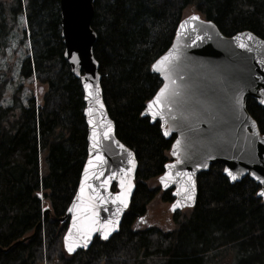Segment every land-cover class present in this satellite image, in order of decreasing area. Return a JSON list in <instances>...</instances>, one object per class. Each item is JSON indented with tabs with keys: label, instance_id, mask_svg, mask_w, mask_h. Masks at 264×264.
<instances>
[{
	"label": "trees",
	"instance_id": "obj_1",
	"mask_svg": "<svg viewBox=\"0 0 264 264\" xmlns=\"http://www.w3.org/2000/svg\"><path fill=\"white\" fill-rule=\"evenodd\" d=\"M193 9L224 37L251 32L264 40V0H94L93 58L115 138L133 152L134 189L118 229L105 241L66 256L62 239L86 160L83 95L63 59L58 0H0V55L23 20L28 51L19 74L32 78L40 101L21 88L3 104L12 66L0 72V264H264V202L248 177L230 184L223 166L196 179L194 208L172 216L174 228L133 230L158 189L173 137L143 118L161 85L151 64L171 45L182 14ZM246 111L264 135V109L247 99ZM112 191L115 187L112 186ZM162 202L173 201L170 192ZM48 210L44 211V205Z\"/></svg>",
	"mask_w": 264,
	"mask_h": 264
},
{
	"label": "water",
	"instance_id": "obj_2",
	"mask_svg": "<svg viewBox=\"0 0 264 264\" xmlns=\"http://www.w3.org/2000/svg\"><path fill=\"white\" fill-rule=\"evenodd\" d=\"M58 2L63 59L81 84L87 130V157L77 190L70 208L59 219H70L62 245L72 255L88 249L95 236L104 241L117 231L134 189L137 163L133 152L115 138L113 122L103 104L93 58L97 37L90 24L94 0ZM193 16L197 19H191ZM157 61H161L157 65L160 70L153 69ZM150 68L161 85L141 115L151 124L158 123L163 138L173 137L170 162L157 178L160 190L173 197L170 213L194 208L196 179L214 163L223 166V174L232 185L248 177L259 186L257 197L264 202L259 194L264 191V135L246 111L247 99L264 109V40L247 31L226 38L215 24L191 13L181 18L171 45ZM85 84L89 85L87 90ZM165 85L161 102L149 108V102ZM113 184H117L116 193L111 191ZM99 197L104 198L103 203ZM91 225L95 230L89 232ZM68 246L73 251L69 252Z\"/></svg>",
	"mask_w": 264,
	"mask_h": 264
},
{
	"label": "rangeland",
	"instance_id": "obj_3",
	"mask_svg": "<svg viewBox=\"0 0 264 264\" xmlns=\"http://www.w3.org/2000/svg\"><path fill=\"white\" fill-rule=\"evenodd\" d=\"M195 13L193 9H186L182 14V18ZM18 29L15 30L10 36L9 45L5 49L4 55H0V72L5 71L9 66H12V80L6 84V91L4 95L3 104L7 105L10 103V95L14 90L21 88L22 99L28 98L30 95L37 98L38 101L41 99L42 91L37 85L36 81L32 78L24 79L20 76L21 60L24 58L26 51H28L26 39L21 37V30L23 27L22 17L18 18L17 21ZM169 160V159H168ZM150 189H158V192L152 202L146 207V213L141 219L136 220L133 224V230L141 231V229L156 228L162 232L171 231L174 228L172 220V214L169 211V203L162 202V192L157 185L156 179H153L146 184ZM44 208L48 207V204H43ZM184 212V211H182ZM180 212V213H182ZM68 257V255L66 254Z\"/></svg>",
	"mask_w": 264,
	"mask_h": 264
},
{
	"label": "snow or ice",
	"instance_id": "obj_4",
	"mask_svg": "<svg viewBox=\"0 0 264 264\" xmlns=\"http://www.w3.org/2000/svg\"><path fill=\"white\" fill-rule=\"evenodd\" d=\"M191 19L195 20V19H197V17L193 16V17H191ZM162 59H167V58L165 57V58H162ZM160 63H161V61H157V64H154V65H153V69H155V70H160V69H158V67H157V65H159ZM88 87H89V85H88V84H85V89H86V90L88 89ZM166 89H167V85H165L164 88H161L160 92L157 93V96L155 97L154 101L149 102V108H152L153 105H154V103H155V104H158V103L161 102V94L164 93V92L166 91ZM105 135H107V133H106ZM165 135H167V133H165ZM129 155H131V153H129ZM225 171H228V170L226 169ZM229 175L231 176V173H229ZM232 178L235 179L234 176H233ZM103 184H107V181H104ZM103 184H102V186H103ZM81 185H82V187H81V193H83L84 186H85L83 180L81 181ZM88 187H91V185H88ZM93 192H95V189H93ZM259 194L262 195V196H264V191H262V192L259 193ZM189 198H190V197H189ZM99 199H100V201L103 203L104 198H103V197H99ZM114 202H115V201H114ZM70 211H71V209H70ZM73 219L76 220V217L74 216ZM87 230H88L89 232L95 230L94 225L88 226ZM65 239H66V241H67V237H66ZM66 246H67V245H66ZM68 251H69V252L73 251L72 246H68Z\"/></svg>",
	"mask_w": 264,
	"mask_h": 264
},
{
	"label": "flooded vegetation",
	"instance_id": "obj_5",
	"mask_svg": "<svg viewBox=\"0 0 264 264\" xmlns=\"http://www.w3.org/2000/svg\"><path fill=\"white\" fill-rule=\"evenodd\" d=\"M115 187H116V191H114V193H116L117 191H118V187H117V184L116 185H114Z\"/></svg>",
	"mask_w": 264,
	"mask_h": 264
}]
</instances>
